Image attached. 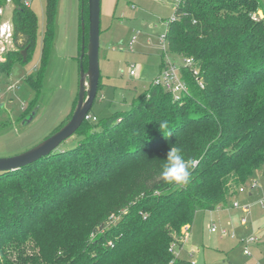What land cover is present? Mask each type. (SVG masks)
Instances as JSON below:
<instances>
[{
    "label": "trees",
    "instance_id": "trees-1",
    "mask_svg": "<svg viewBox=\"0 0 264 264\" xmlns=\"http://www.w3.org/2000/svg\"><path fill=\"white\" fill-rule=\"evenodd\" d=\"M9 1L15 4L14 48L4 51L0 71L16 59H29L39 23L22 0H0V8ZM58 1L47 2L41 65L26 77L35 97L25 115L43 90ZM83 6L88 43V0ZM260 11L264 0H179L167 22V51L194 58L204 89L185 65L183 76L193 94L177 98L153 84L128 112L85 119L73 148L0 172V264H196L175 258L171 249L183 246L199 210L226 206L237 187L264 167ZM2 21L0 14V35ZM83 62L87 68V56ZM89 143L94 152L84 153ZM172 147L190 165L187 184L168 183L162 176ZM148 161L139 192L104 189L122 166ZM79 196L86 198L79 202Z\"/></svg>",
    "mask_w": 264,
    "mask_h": 264
},
{
    "label": "rangeland",
    "instance_id": "rangeland-1",
    "mask_svg": "<svg viewBox=\"0 0 264 264\" xmlns=\"http://www.w3.org/2000/svg\"><path fill=\"white\" fill-rule=\"evenodd\" d=\"M22 1L29 3L39 23L29 59H16L9 70L0 71V157L25 152L59 130L71 118L80 89L84 0H59L56 37L47 61L43 90L36 107L25 115V108L35 97L26 77L41 65L48 0ZM178 2L120 0L119 5L113 8V13H110L109 0H102L101 86L92 107L94 116L103 120L117 112L124 113L132 109L134 103L147 95L157 82L165 61L181 67L180 74L185 80L183 66L186 65V58H191L193 62L188 66L192 76L200 81L199 86L204 89L202 69L195 64L193 57L165 52L162 37L166 34L167 22L174 16ZM14 5L13 1H9L2 13V26L10 25L11 32ZM259 16L263 17L264 13L260 11ZM134 35L137 38L131 48ZM5 36L0 43V60H4L2 42L6 43L8 50L14 48L12 38ZM184 94H193L189 85ZM132 123L129 120L127 125L131 126ZM89 131L84 129L85 134ZM80 140L79 135H73L62 142L56 151L71 149ZM103 141L101 139L97 142ZM89 145L85 146L84 153L94 152L93 145ZM149 168V161L124 165L109 183L104 184V189L111 192L120 189L128 195L137 190L139 192ZM255 181L257 186L250 190ZM242 186L246 189L241 192L238 189ZM237 190V194L229 198L226 207L197 212L188 245L177 249L179 257H185L196 264H264V167L255 171ZM85 198L79 196V202ZM213 228L217 231H213ZM223 229L228 230V233H222ZM185 236V239L188 238L189 233L186 232ZM251 237L255 238L252 242L248 241ZM247 248L251 255L245 254Z\"/></svg>",
    "mask_w": 264,
    "mask_h": 264
},
{
    "label": "water",
    "instance_id": "water-1",
    "mask_svg": "<svg viewBox=\"0 0 264 264\" xmlns=\"http://www.w3.org/2000/svg\"><path fill=\"white\" fill-rule=\"evenodd\" d=\"M89 31L86 43V22L83 18V40L80 65V89L71 118L55 133L33 148L20 154L0 157V172H7L32 164L55 151L62 142L73 136L85 121L96 100L101 78L100 34L102 0H88ZM26 60L28 49L22 51ZM87 56L88 66L83 59Z\"/></svg>",
    "mask_w": 264,
    "mask_h": 264
},
{
    "label": "built area",
    "instance_id": "built-area-1",
    "mask_svg": "<svg viewBox=\"0 0 264 264\" xmlns=\"http://www.w3.org/2000/svg\"><path fill=\"white\" fill-rule=\"evenodd\" d=\"M26 4L29 5L28 2ZM3 11H4V9L0 8V14H2ZM9 26L10 25L5 24L4 26L1 27L0 43L2 41V37L5 35H7L5 37L13 38V32H11V29ZM136 38H137V36H133V39H132L131 45H130L131 48L133 47V44H134ZM162 40H163L164 45L166 47L165 52L167 53L168 52L167 51L168 45H167V40H166V34H165V36L162 37ZM2 49H3V52L6 51V49H7L6 43L2 42ZM192 62H193V60L191 58H186L185 64L190 65V64H192ZM180 70H181V67H177L171 61H165L164 68L161 71L160 77L157 79V82H155L154 84L161 85L165 89L171 91L173 93V95L176 96L177 98L180 97V95L182 93L188 91V85H187L186 81L183 79V77H181ZM132 74H134V71H132ZM178 94H180V95H178ZM86 119L87 120H96L97 117L93 116L92 114L89 113L87 115ZM256 186H257V182L255 181L250 186V190L254 189ZM245 189L246 188L244 186L239 188V190L241 192L245 191ZM237 205L238 204H236V206ZM213 231H217V230L215 228H213ZM222 233L225 234V233H228V231L223 229ZM254 240H255V238L251 237L248 241L252 242ZM171 251L174 253L175 258L178 257L177 249L174 250L172 248ZM245 254L251 255V251L247 248V249H245ZM173 262L174 261H172L170 264H172Z\"/></svg>",
    "mask_w": 264,
    "mask_h": 264
},
{
    "label": "clouds",
    "instance_id": "clouds-1",
    "mask_svg": "<svg viewBox=\"0 0 264 264\" xmlns=\"http://www.w3.org/2000/svg\"><path fill=\"white\" fill-rule=\"evenodd\" d=\"M191 166H194V162ZM162 176L168 183L187 184L190 179V165L178 148L172 147L162 165Z\"/></svg>",
    "mask_w": 264,
    "mask_h": 264
},
{
    "label": "crops",
    "instance_id": "crops-1",
    "mask_svg": "<svg viewBox=\"0 0 264 264\" xmlns=\"http://www.w3.org/2000/svg\"><path fill=\"white\" fill-rule=\"evenodd\" d=\"M119 3H120V0H109V3H108V6H109V9H110V13L112 12L113 13V8H115V5L116 6H118L119 5ZM134 36H136V35H134ZM132 41V40H131ZM239 190V189H238ZM238 190H236V193L235 194H237V192H238ZM227 206V205H226ZM226 206H224V207H226ZM224 207H222V208H224ZM219 208H221V207H219ZM191 229H192V227H191ZM191 229H190V231H189V236H188V238H187V240L184 242V244H183V246L181 247L182 249L184 248V246L187 244V242L190 240V238H191ZM226 230V229H225ZM228 231V230H227ZM188 245V244H187ZM178 249V248H177ZM181 258H183V257H181ZM185 258V257H184ZM185 259H187V258H185Z\"/></svg>",
    "mask_w": 264,
    "mask_h": 264
}]
</instances>
